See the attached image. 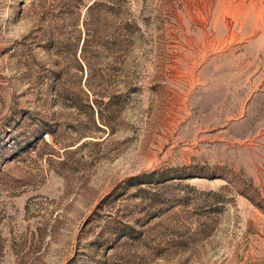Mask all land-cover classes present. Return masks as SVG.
Here are the masks:
<instances>
[{"label":"rangeland","instance_id":"1","mask_svg":"<svg viewBox=\"0 0 264 264\" xmlns=\"http://www.w3.org/2000/svg\"><path fill=\"white\" fill-rule=\"evenodd\" d=\"M0 264H264V0H0Z\"/></svg>","mask_w":264,"mask_h":264},{"label":"built area","instance_id":"2","mask_svg":"<svg viewBox=\"0 0 264 264\" xmlns=\"http://www.w3.org/2000/svg\"><path fill=\"white\" fill-rule=\"evenodd\" d=\"M43 137H47V134H43Z\"/></svg>","mask_w":264,"mask_h":264}]
</instances>
